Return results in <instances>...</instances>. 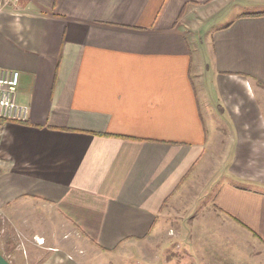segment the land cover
<instances>
[{
  "label": "crops",
  "instance_id": "0c3cea01",
  "mask_svg": "<svg viewBox=\"0 0 264 264\" xmlns=\"http://www.w3.org/2000/svg\"><path fill=\"white\" fill-rule=\"evenodd\" d=\"M231 1L235 15L214 27ZM0 68L19 71L16 98L29 106L25 122L0 119V264H33L39 253L16 230L52 227L40 211L93 250L34 245L38 264H99L157 231L202 162L211 111L258 121L264 0H18L0 10ZM215 206L235 236L264 247V191L224 182ZM36 228L31 238L49 241ZM211 239L191 238L190 264L205 262L197 244ZM259 253L246 254L250 264ZM158 258L171 260L141 259Z\"/></svg>",
  "mask_w": 264,
  "mask_h": 264
},
{
  "label": "rangeland",
  "instance_id": "374dc122",
  "mask_svg": "<svg viewBox=\"0 0 264 264\" xmlns=\"http://www.w3.org/2000/svg\"><path fill=\"white\" fill-rule=\"evenodd\" d=\"M228 5L230 6L228 13H224L221 19H217V15L213 16L214 27L232 19L237 7L240 6L238 2L232 1L227 7ZM254 88L259 96L261 88L258 86ZM218 109L219 112L211 111L207 116V139L202 162L184 189L175 197L171 196L173 198L170 197L164 204L157 217V231H153V228L151 235L142 242H127L118 247L119 253L128 255L122 258L107 256L106 259L99 260L101 262L99 264H144V260L141 259L143 252H154L157 256L163 255L166 259H171L165 262L164 259L158 258L154 264H174L177 260L176 254H181L183 262L190 264L189 252L193 251L191 238L200 235H209L212 238L209 244H197L200 252L209 254L205 262L200 264H233L234 259H238L239 263L250 264L246 254L250 253L253 257L262 254L259 252L264 250V247L256 239L251 238L249 233H246V239L242 234L235 236L230 228L221 223L224 217L218 215L215 199L224 182L264 191V135L261 136L262 131L256 123L260 122L261 117L264 119V106L259 109L260 116H256L258 121L245 115L232 114L221 104ZM254 175L258 177L246 179ZM39 214L48 215V223L53 226H40L38 229L23 227L16 230L19 238L24 241V249L28 250L32 246L34 247L32 252L39 253L35 255L33 264H38L44 258L34 245L51 252L49 249L54 248L49 245L54 244L62 250L61 252L64 251L71 256L85 255L87 250H93L78 236L77 229L57 226L60 224L59 218L51 213L47 214L46 211H40ZM35 228L40 233L43 232L49 241L44 242V238H40L43 244H39L37 239H32ZM256 253L260 255H255ZM253 260L252 264H264V258L258 257L257 260Z\"/></svg>",
  "mask_w": 264,
  "mask_h": 264
},
{
  "label": "built area",
  "instance_id": "2783aa9c",
  "mask_svg": "<svg viewBox=\"0 0 264 264\" xmlns=\"http://www.w3.org/2000/svg\"><path fill=\"white\" fill-rule=\"evenodd\" d=\"M17 5L18 0H0V10ZM19 76L17 70L0 68V119L14 122H25L28 119L29 106L18 102L16 98Z\"/></svg>",
  "mask_w": 264,
  "mask_h": 264
},
{
  "label": "trees",
  "instance_id": "16d2710c",
  "mask_svg": "<svg viewBox=\"0 0 264 264\" xmlns=\"http://www.w3.org/2000/svg\"><path fill=\"white\" fill-rule=\"evenodd\" d=\"M187 177V176H186ZM186 178H184V180H185Z\"/></svg>",
  "mask_w": 264,
  "mask_h": 264
}]
</instances>
